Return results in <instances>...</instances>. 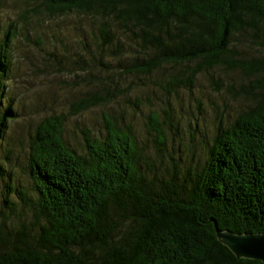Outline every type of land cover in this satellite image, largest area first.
<instances>
[{
    "label": "trees",
    "instance_id": "trees-1",
    "mask_svg": "<svg viewBox=\"0 0 264 264\" xmlns=\"http://www.w3.org/2000/svg\"><path fill=\"white\" fill-rule=\"evenodd\" d=\"M22 4L20 27L26 19L81 12L100 24L94 34L101 47L122 52L128 37L140 56L122 68L123 76L185 65L183 79L158 83L167 92L192 87L201 71L228 59L254 81L228 87L246 106L191 161L171 150L159 113L149 115L141 135L129 116L103 111L124 91L119 79H103L107 64L95 59L82 68L85 76H76L93 87L71 103L70 113L103 106V131L85 126L79 149L64 136L66 113L17 127L27 116V104L9 89L14 52L22 46L19 25L0 22V264H264L238 257L218 235V228L264 233V57L245 60L234 42L253 38L264 47V0Z\"/></svg>",
    "mask_w": 264,
    "mask_h": 264
},
{
    "label": "rangeland",
    "instance_id": "rangeland-1",
    "mask_svg": "<svg viewBox=\"0 0 264 264\" xmlns=\"http://www.w3.org/2000/svg\"><path fill=\"white\" fill-rule=\"evenodd\" d=\"M22 1L0 0V22L6 24L12 18L19 25L16 42L22 46L14 52L16 71L13 86L11 88L10 83L9 89L18 101L27 104V116L17 126L21 131L33 126L41 116L66 113L68 118L64 136L70 146L80 149L82 144L79 140L85 126L91 127L90 130L95 133L103 131V111H111L118 117L129 116L134 129L141 135L148 133L149 115L155 111L164 122L171 150L177 158L185 154L190 155L191 161H199L218 126L226 124L227 118H232L246 106L247 100L237 98L228 91V87L249 85L254 78L251 79L239 68H232L229 59L220 66L201 71L192 87L167 92L158 83L164 82L165 86L173 76L183 79L185 65L168 64L151 74L123 76L122 68L133 64L140 56L134 53L135 47L128 43V37L121 41L122 44L127 42L122 52L114 50V46L101 47L94 34L100 24L81 12L50 19L44 17L41 21L26 19L20 27L22 13L19 11L21 6L24 7ZM253 40L242 38L237 43L234 41L245 60L264 57V47L254 46ZM41 45L43 48H40ZM50 59H54V64ZM95 59L107 64L102 65L105 69L103 79H119L124 95H120L105 110L103 106H97L71 114V103L84 97L93 87L82 83L76 76H85L86 72L82 68L93 66L91 64ZM33 66L39 69L32 70ZM215 81H219L222 86L215 84ZM168 109H171L172 120L166 116L165 111ZM16 155L18 157L20 151ZM15 166L20 175L23 168ZM13 178L16 177L13 175Z\"/></svg>",
    "mask_w": 264,
    "mask_h": 264
},
{
    "label": "water",
    "instance_id": "water-1",
    "mask_svg": "<svg viewBox=\"0 0 264 264\" xmlns=\"http://www.w3.org/2000/svg\"><path fill=\"white\" fill-rule=\"evenodd\" d=\"M218 235L238 257L259 259L264 262V233L239 234L218 228Z\"/></svg>",
    "mask_w": 264,
    "mask_h": 264
}]
</instances>
